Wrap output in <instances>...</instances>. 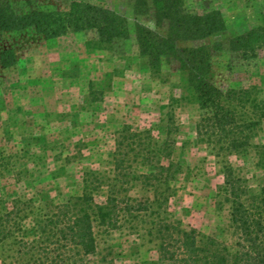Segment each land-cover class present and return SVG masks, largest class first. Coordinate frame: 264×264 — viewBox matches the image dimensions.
Wrapping results in <instances>:
<instances>
[{
    "label": "rangeland",
    "instance_id": "obj_1",
    "mask_svg": "<svg viewBox=\"0 0 264 264\" xmlns=\"http://www.w3.org/2000/svg\"><path fill=\"white\" fill-rule=\"evenodd\" d=\"M79 1L116 12L127 20L129 39L119 52L85 47L91 34H69L45 40L32 28L0 33V53H14L16 63L0 65V198L19 196L37 204H62L79 197L83 174L97 171L110 176L116 133L123 127L149 131L160 147L166 139L168 116H174L177 132L172 136L174 163L184 172L172 183L167 217L185 229L217 238L231 246L228 209L217 211L215 201L223 183L222 160L200 143L195 128L200 111L188 94L185 76L176 60L162 62L158 74L140 56L135 27L156 30L152 12L135 15L132 0H0L15 13L37 8L65 11ZM187 10L203 13L218 10L226 30L199 41L179 43L183 47H212L209 82L220 91L256 87L264 101V51L254 60H243L227 50V43L258 24L263 0H185ZM163 25L159 33L164 34ZM253 146L264 145V121ZM228 162L246 180L255 194L264 186L256 167L254 150L230 156ZM165 163V162H164ZM130 196L150 198L133 185ZM103 199V194L99 196ZM48 208V207H47ZM28 232L30 222H26ZM124 225L119 231L99 235L97 255L89 264H167L158 259L156 246L146 236L148 226ZM6 253L5 255H7ZM8 257V256H5ZM7 263L10 258H7Z\"/></svg>",
    "mask_w": 264,
    "mask_h": 264
},
{
    "label": "trees",
    "instance_id": "obj_2",
    "mask_svg": "<svg viewBox=\"0 0 264 264\" xmlns=\"http://www.w3.org/2000/svg\"><path fill=\"white\" fill-rule=\"evenodd\" d=\"M131 2L136 16L151 11L156 25L154 31L136 25L140 56L147 59L153 74L160 72L162 62L177 61L188 94L200 111L194 127L196 138L222 160L223 183L216 191L215 208L222 211L227 207L233 244L185 229L167 217L171 185L184 172V165L171 160L172 136L177 132L171 113L160 147L153 145L149 131L136 132L126 126L117 132L110 152L111 175L85 172L79 197L50 203L48 208L34 199L0 198V264H89V257L98 252V236L127 224L148 226L146 236L155 243L158 259L167 264H264V186L251 194L246 180L228 162L230 156H244L253 149L256 167L264 176V145L252 144L262 129L264 101L256 87L223 92L211 85V52L221 50L220 43L178 46L224 32V16L218 10L191 12L185 0ZM163 25L167 26L164 34L159 33ZM27 28L45 40L91 34L85 40L86 48L113 53L129 39L127 20L100 6L73 1L65 11L34 8L17 14L0 3V33ZM227 50L243 60H254L264 51V12L255 27L228 41ZM15 63L12 51L0 53L1 67ZM135 184L151 197H131ZM26 222L31 224L30 233Z\"/></svg>",
    "mask_w": 264,
    "mask_h": 264
}]
</instances>
